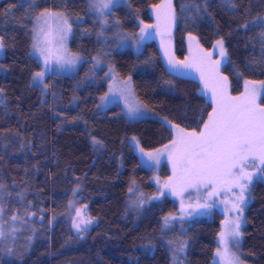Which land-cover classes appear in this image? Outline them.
Returning <instances> with one entry per match:
<instances>
[{
  "label": "trees",
  "instance_id": "1",
  "mask_svg": "<svg viewBox=\"0 0 264 264\" xmlns=\"http://www.w3.org/2000/svg\"><path fill=\"white\" fill-rule=\"evenodd\" d=\"M161 1L116 5L103 28L89 0H0L5 45L0 56V183L5 188L0 196L6 219L19 210L26 221L15 223V236L0 240V264H173L182 243L178 263L213 264L223 212L214 208L165 228L164 216L180 214L179 197L166 192L142 207L135 203L140 193L151 198L161 186L153 180V170L142 164L132 138L154 150L173 138V130L158 117L129 119L118 102L99 105L108 84L106 69L95 68L93 58L107 46L106 58L118 74L130 76L136 95L168 121L199 131L200 121L212 113L215 104L202 93L200 81L170 71L156 41L135 52L102 39L118 30L136 34L138 20L152 21L151 7ZM235 2L239 7L232 10L222 0H173L176 58L187 55L190 33L205 48L223 38L231 63H224L222 71L234 95L243 91L244 80H264L262 29L238 28L264 15V0ZM45 8L69 17L70 48L85 60L73 73L46 75L49 87L42 92L32 83V74L42 69L32 44L34 17ZM257 103L264 105V90ZM93 138L102 144L94 145ZM160 173L163 182L168 180L171 163L165 161ZM74 195L94 218L86 232L73 227L76 209L69 202ZM241 232L243 262L264 264V180L253 181Z\"/></svg>",
  "mask_w": 264,
  "mask_h": 264
},
{
  "label": "snow or ice",
  "instance_id": "2",
  "mask_svg": "<svg viewBox=\"0 0 264 264\" xmlns=\"http://www.w3.org/2000/svg\"><path fill=\"white\" fill-rule=\"evenodd\" d=\"M89 2L93 10L104 13L105 10H111L119 0H89ZM222 2L225 7L232 10L239 7L235 0H222ZM154 7L157 12V24H146L140 27V39L151 35L148 29L159 28L161 23L165 28H170L175 21L176 14L172 0H166L165 3ZM34 19L32 49L38 53L43 67L32 74V83L39 86L43 92L49 87L45 77L53 62L61 68L74 67L80 57L67 48V37L72 31V25L65 13L45 8ZM104 23H107L106 19ZM253 26L262 29L260 37L264 40V15L254 16L251 20L238 25V28L248 30ZM189 39L196 40L191 35ZM4 47L3 37L0 36V52L4 50ZM213 47L219 56L217 60H213L212 53L204 51L198 45L195 52L190 53V58L184 61H179L168 54L170 70L181 67L194 68L200 73L205 88L211 91L215 107L208 115L207 121H200L202 128L199 131L195 128L189 131L179 124H171L166 117L160 118L174 131L173 138L162 148L151 152L140 148L139 152L142 157H146V163L151 162L148 163L149 167L158 165L160 158L166 156L172 165L173 174L163 182L156 196L145 198L144 194L140 193L135 203L138 208L142 207L145 203L164 196L166 192L179 197L181 223L189 217L207 215L218 202L223 204L225 210L232 215L223 221V229L217 238L218 243H222L223 247L216 248L213 264H243L239 254V244L243 236L241 223L244 207L251 196L254 179L264 180V105L257 103L259 90L264 89V80H244V91L241 95L232 96L228 90V77L220 73L222 63H231L224 39H217ZM252 66V64L249 65V67ZM109 73H113V69H109ZM237 74L242 76V73ZM111 79L113 83L109 85L108 92L101 97V100L107 101L110 97L116 100L123 99L126 113L131 119L147 118L150 113L155 114L135 97L130 76L127 79H120L113 74ZM2 92L3 89H0V93ZM2 103L4 100L0 99V104ZM132 139L139 144L135 137ZM93 144L101 145L102 142L93 138ZM249 168L252 170L249 171ZM157 182L159 183L158 180ZM4 188L5 185L0 183V190ZM190 189L197 193L203 191V203L200 202V198L195 202L191 199L185 202L184 194ZM128 191L132 192L133 188L130 187ZM221 195L224 196L223 200L214 199ZM17 196L23 199L22 193H17ZM74 203V201L69 202L70 209ZM5 212L3 198L0 196V240L16 235L17 221L26 222L25 217L19 215V210L7 219ZM28 215H35V213ZM93 219L90 215H85L83 210L78 209L73 227L77 233L86 232L88 226L93 223ZM176 219L177 216L171 213L164 216L163 227L167 228ZM169 243L172 242L169 241ZM6 250L11 253L10 249ZM176 251L184 252V244L182 243ZM173 264H178L177 255L173 257Z\"/></svg>",
  "mask_w": 264,
  "mask_h": 264
},
{
  "label": "rangeland",
  "instance_id": "3",
  "mask_svg": "<svg viewBox=\"0 0 264 264\" xmlns=\"http://www.w3.org/2000/svg\"><path fill=\"white\" fill-rule=\"evenodd\" d=\"M127 2H128V0H119V2L117 4H115L114 6L120 5V4H123V3H127ZM165 2H166V0H162L159 4H163ZM172 3H173V0H172ZM159 4H157V5H159ZM154 6L155 5H153L151 7V12L153 13L154 19L152 21H144L142 19H139L138 20L139 29L136 32V34H129L128 32H126L124 30H118V31H116V33L112 37H107L106 35L105 36L102 35V37H103L102 39H103L104 42H106L107 39H110L111 42H112V45H114L115 47H117V48H127L128 47V48H132L135 52H140L142 50L144 44L147 41L154 40L159 45L160 51H161V54H162V57H163L166 65H167V67L170 70V65L168 63V54H171L173 57L176 58L175 53H174V41H175L174 40V30H175L174 28H175V25H176V18H175V21L171 25L170 28H165L164 24L161 23V26L159 28H150V29H148V32L151 35H146V36H144L143 39H140V36H141L140 27H142L143 25H146V24H151V25L157 24V19H156L157 12H156V9H155ZM113 7L111 8V10L113 9ZM111 10H105L104 13H100V12L92 9V12L96 16L97 20L101 23V25H102L103 28H105L106 25H107V23H104V21H105V19L107 20V13L110 12ZM60 12H62V11H60ZM175 14H176V11H175ZM161 15H163L162 12H161ZM69 23H71L70 19H69ZM71 25H72V23H71ZM71 32L68 34V37H67V42H66L67 48H68V50L70 52H72V53L76 54L77 56H79L80 57V60L76 63V65L74 67L68 66V67H65V68H61L59 65H57L56 63L53 62L51 64V66H50V69L47 71V75L49 73H60V74H70V73H73V72H75L80 67V65L82 64V62L85 60V57L82 54L73 52L71 50V48H70V38H71V34H72ZM190 35L193 36V37H195L196 40L195 41H190V39H189V36ZM138 41H139V46H137V42ZM197 45L200 48H202L204 51L212 53V59L213 60L219 59V56L217 55V52L214 49V47H212V48H205V47H203L202 44L199 41V38L195 34H192V33L188 34V36H187V55L184 58H182V59H177V58L176 59L179 60V61H184L186 59H189L190 58V53H194L195 52ZM107 49H108L107 46L104 47L103 48V52L101 54H98L97 56H95V58H93V65L95 66V68H97V69L105 68L106 69V79H107L108 88H107V91L105 93L108 92L109 85L113 83V81L111 79V75H113V74L114 75H117L120 79H127L128 78V77H126V78L121 77L118 74V72L116 71V69L114 68L113 64L110 61H108V59L106 58V54L108 52ZM2 53H3V51L0 52V56L2 55ZM32 54L35 55L36 57H38V59L41 61V58L38 56V53H35L33 51V49H32ZM223 64L224 63H222L221 66H220V73L222 75L226 76L223 73V71H222ZM42 67H43V65H42ZM109 69H113V73H109ZM170 71H172L173 73L179 74V75L190 76V77L197 78L200 81V83H201V87H202V90L201 91H202V93H204L211 101H213V99L211 98V91H210V89L205 88L204 80L201 78L200 73L198 71H196L194 68L188 69V68H182L181 67V68H176V69H173V70H170ZM131 81H132V78H131ZM228 81H229V79H228ZM253 81H256V80H253ZM132 89H133V92L135 94V97L139 101L143 102L136 95V93H135L133 81H132ZM228 90H229V93L232 96H240L241 93L244 91V89H243V91L241 93H239V94H236V95L232 94L231 91H230V83H229ZM263 90L264 89H260L259 90V95L262 93ZM105 93L102 96H104ZM101 97L99 99V105H100L101 108L108 107L109 105H111V104H113L115 102H118V103H120L122 105L126 116L129 118V116L127 115L126 110H125V105H124L123 99L116 100V99H113L112 97H110L109 100L104 101V100H101ZM213 103H214V101H213ZM148 109L149 110H152L150 107H148ZM154 113L155 114L150 113L148 117H158V118H161L162 117L157 112L154 111ZM129 119H131V118H129ZM136 119H140V118L137 117V118L131 119V120H136ZM171 124L175 125V123H172V122H171ZM173 136H174V131H173ZM168 143H166V144H168ZM133 145L135 147L136 152L139 155V158H140L142 164L145 165L146 167H148V168H150V169L153 170V180L156 182L157 185L161 186L163 184V178H162V175L160 173V169H161L162 164L165 161H168V159L166 158V156H162L160 158V163L158 165L149 167L148 166V163H151V162H147L146 163V157H142L141 153L139 152V149L140 148H143L141 146V144L140 143L139 144H136V142L133 141ZM163 146H161L159 148H162ZM144 150L146 152H151V151H154L155 149L154 150H146V149H144ZM171 167H172V165H171ZM251 170L252 169L249 168V171H251ZM157 180L159 181V183L157 182ZM203 195H204L203 191L197 193L195 190L192 191V189H190L188 192H186L184 194V200H185V202H187L189 199H191L192 202H195L198 198H200V202L203 203V199H202ZM246 196H248V193H246ZM214 199H216L217 201H220V200H223L224 199V196L221 195L220 197H215ZM76 200H77V196L74 195L71 201H74L75 203L72 205L71 208L76 209V210H78V209L79 210H83L84 214L85 215H88L87 212H86V209L83 206H80L79 204H77V201ZM179 201H180V198H179ZM247 205H248V200H247L246 206ZM246 206L244 207L243 220H242V223H241V227L244 224V215H245ZM214 208H217L221 212H223L225 214V218L232 215L231 213L227 212L225 210L224 205L221 204V203H219V202L216 204V206ZM214 208H212V209H214ZM176 216H177V219L180 220L179 219L180 214L179 215H176ZM191 218L192 217H189V218H187L185 220H188V219H191ZM219 247L222 248L223 247V244L222 243H219ZM233 250H235V249H233ZM180 254L181 253H179L178 256ZM239 254H240V252H239ZM240 258H241V255H240ZM241 260H242V258H241ZM178 264H181V263H178ZM243 264H245V263L243 262Z\"/></svg>",
  "mask_w": 264,
  "mask_h": 264
}]
</instances>
